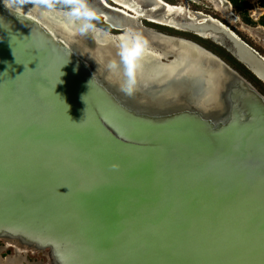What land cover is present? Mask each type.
I'll return each mask as SVG.
<instances>
[{
    "label": "water",
    "instance_id": "obj_1",
    "mask_svg": "<svg viewBox=\"0 0 264 264\" xmlns=\"http://www.w3.org/2000/svg\"><path fill=\"white\" fill-rule=\"evenodd\" d=\"M150 10L118 11L164 54L142 61L82 14L0 0V239L49 264H264V94L195 41L167 49Z\"/></svg>",
    "mask_w": 264,
    "mask_h": 264
},
{
    "label": "bare ground",
    "instance_id": "obj_2",
    "mask_svg": "<svg viewBox=\"0 0 264 264\" xmlns=\"http://www.w3.org/2000/svg\"><path fill=\"white\" fill-rule=\"evenodd\" d=\"M113 1H115L116 3L124 5L126 8L123 6H121V7L128 10L129 12L128 11L122 12L117 8L116 9L110 8L107 11H105L102 9H98L95 6L87 5L86 3L85 4L88 6V8L93 10L94 15L103 17L106 22L110 23L111 25H113L115 27H122L123 26V28H125V29L121 30V33L119 32V34H113V33H109V32H107V33L110 35H113L114 36L113 38H116L117 41L120 40L121 41L120 43H122V44L125 43L130 48L131 53H132V57L134 59L138 60L137 58H139L142 61H144L142 58L144 56H142V55L144 53H146L147 50L151 47L146 46L145 43H143V41L140 43H139V41L136 42L137 40L135 41L134 36H133V32H135V31L130 28V26L127 22L126 23L124 22L125 19L123 20V16L119 15L118 19H116V18L114 19L111 16V12L114 11L118 14V11H120L122 13H126V15L129 16L128 14L131 11L134 15H137V14L141 15V13H144V9H142L144 7L143 4L144 5L147 4V6L151 7V10H150L151 14H148V16H147L148 20L147 21H150L152 23L158 24L160 26L171 27L172 29L180 30V31L189 30L193 33L201 35L202 37L212 38L214 40L220 38L221 35H225V37L230 42L231 49L235 53V55L239 59H241L252 71H254L264 81V66L259 62L260 59H258V56L253 51H250L248 48H246V46H244L236 38V36L232 33L233 31L228 29L226 27V25H223L219 21H217L213 18H208L209 19L208 22H201V21L199 22V21H196L195 19L191 18L192 16L191 17L188 16V18H186L185 20L182 19L183 17L181 18V20H178L177 19L178 17L176 18V16H183V14H186L185 8L182 6H179V4L178 5L169 4L165 0H113ZM136 1L139 3H142V4H138V3H136ZM98 3H100V5H101V3L104 5L105 1L104 0H98ZM224 3H225V0H219L217 2V7H219V9H221L224 6ZM222 10L224 11V8ZM157 11H158V13L160 12L158 15H156ZM187 21H189V22H187ZM138 24H139V26H141L142 23L140 20L138 21ZM140 28H142V26ZM159 33H162V32H159ZM162 34H166V33H162ZM166 35H168V36L160 37V39H164V42H162L163 44L169 45L166 48L167 49L170 48L171 50L175 51V53L178 55H181V54L184 55L182 53V51L175 49L174 48L175 46L173 44H171L172 39H177L180 36H174V35H169V34H166ZM169 36H171V37H169ZM167 37H169V38H167ZM174 37H176V38H174ZM180 38L187 39L185 37H180ZM187 40H190V39H187ZM177 47L180 50H183V49H181V47H179V46H177ZM149 53H151L150 55H151V57H154V59H160V58L164 57V54L161 51L157 52L156 50H153L152 48H151V51H149ZM144 59L146 60V58H144ZM180 59H182V58H180ZM167 62H170V61H167Z\"/></svg>",
    "mask_w": 264,
    "mask_h": 264
},
{
    "label": "rangeland",
    "instance_id": "obj_3",
    "mask_svg": "<svg viewBox=\"0 0 264 264\" xmlns=\"http://www.w3.org/2000/svg\"><path fill=\"white\" fill-rule=\"evenodd\" d=\"M104 1H105L104 5H106L108 7L109 6V5H107L108 0H104ZM170 1L173 3L175 2L174 5L179 4V6L184 7L186 10V14H183V16H176V18L178 17L177 18L178 20H181L182 17H183L182 19L185 20L186 18H188V16H190V17L192 16L191 18L195 19L196 21L204 22L205 17L206 18L207 17L213 18V19L219 21L220 23H222L223 25H226V27H229V29L232 30L233 32H238L239 34H241V36L243 38H245L246 41L249 42L253 46V48L256 51H258L259 54H261L264 57V27L261 25H257V24L251 25V24L245 23L243 21L242 17L239 15V12H237L235 10V8L230 4V2L228 0H225L224 6L221 9H219V7H217V2L219 0H170ZM247 1L251 5L249 10H248L250 17L254 21H257L261 15H264V10L258 5V0H247ZM84 2H89V3H92L93 5L96 4L97 5V6H95L96 8L102 9L105 11L110 9V8H107L106 6H104L102 3L100 5V3H98V0H84ZM95 2H97V3H95ZM136 3L142 4V3H139L137 1H136ZM168 3L173 5V3H170V2H168ZM143 6H145V5L143 4ZM60 7L65 9V7H63L62 5ZM223 8H224V11L222 10ZM159 13L157 11L156 15H158ZM82 14L86 15L89 18L90 23L92 25H94L95 27H100V28L108 31V29H107L108 26L103 23V19L100 18L101 16L92 15L89 17L87 13L83 12ZM111 16L114 19L115 18L118 19V17H119L118 14L114 11L111 12ZM187 22H189V21H187ZM154 25H156V24H154ZM104 26L107 28H105ZM142 26H144V25H142ZM153 28L156 30L162 31V33H166L169 35L185 37V38L190 39L192 41H195L198 44L208 48L211 51H213V49L209 48L210 46L207 43L205 44L204 42L200 41L195 36V34L189 30L180 31V30L172 29L171 27H164V26H157V25L154 26ZM135 32H133V36H134L135 41L137 40L136 42H138L139 41L138 36H140V35H139V33H137V31H135ZM113 34H115V33H113ZM207 39H212V38H207ZM212 40H214V39H212ZM140 42H142V41H139V43ZM214 43L216 45L220 46L222 49L226 50V53H228L229 55L234 57L229 51H227V49H229L231 52H233L231 49V44L228 41V39L225 37V35H221V37L216 39ZM213 52L216 53L217 55H219L221 58H223L231 66H233L232 63L229 61V59L224 54L221 55L217 51H213ZM233 67L236 69L235 66H233ZM238 71H239V69H238ZM239 72L241 73L242 71H239ZM241 74L244 75L243 73H241ZM245 77L248 80H250L253 83V85L262 94H264V84L263 83L257 84L254 81H252L249 77H247V76H245Z\"/></svg>",
    "mask_w": 264,
    "mask_h": 264
},
{
    "label": "clouds",
    "instance_id": "obj_4",
    "mask_svg": "<svg viewBox=\"0 0 264 264\" xmlns=\"http://www.w3.org/2000/svg\"><path fill=\"white\" fill-rule=\"evenodd\" d=\"M2 2L12 14L19 16L23 15V5L28 2V0H2ZM61 5L66 8L64 16L69 23L75 18H78L74 17L73 9H75L77 14L87 12L89 17L94 15L93 10L88 8L82 0H36V6L43 8L45 14L55 11L57 7ZM90 28L91 25L89 23H82L79 25L78 30L80 33H85ZM120 88L126 94L131 95L134 90V80L129 76L128 79L120 85Z\"/></svg>",
    "mask_w": 264,
    "mask_h": 264
},
{
    "label": "flooded vegetation",
    "instance_id": "obj_5",
    "mask_svg": "<svg viewBox=\"0 0 264 264\" xmlns=\"http://www.w3.org/2000/svg\"><path fill=\"white\" fill-rule=\"evenodd\" d=\"M107 2H108L107 5H109L108 6L109 8H112V9L117 8L120 11H125V12L128 11V10L124 9L123 7H121V5L114 4L110 0H108ZM95 6H97V5L95 4ZM145 6L143 8L141 7L142 9H144V11L147 12L149 9H151V7L147 6V4H145ZM57 8L64 9V8H61L60 6ZM84 13H87V12H84ZM79 14H82V13H79ZM82 15H84V14H82ZM84 17L90 22L89 18L86 15H84ZM100 18H102L103 23L105 25H107L106 22H104L105 21L104 18L103 17H100ZM141 23L146 28H151L153 30H156L153 28L155 26L154 25L155 23H152V22L147 21V20H143V21H141ZM156 25H158V24H156ZM107 26H108V28L104 26L105 28L108 29V31L105 30L106 32L115 33V34H119V32L121 33V31L112 29L109 25H107ZM157 32H162V31L157 30ZM0 264H49V260H48V257L46 256V252H39V251L32 252L29 250L28 251L23 250L22 253H16L15 247H13L12 245H7L3 240H1L0 241Z\"/></svg>",
    "mask_w": 264,
    "mask_h": 264
},
{
    "label": "trees",
    "instance_id": "obj_6",
    "mask_svg": "<svg viewBox=\"0 0 264 264\" xmlns=\"http://www.w3.org/2000/svg\"><path fill=\"white\" fill-rule=\"evenodd\" d=\"M167 2L173 3L170 0H166ZM230 2V4L235 8V10L237 12H239V15L242 17L243 21L247 24H251V25H261L264 27V15H261L259 17V19L257 21H254L251 17L250 14L248 12L249 8H250V3L247 0H228ZM175 4V2L173 3ZM258 5L264 9V0H258ZM66 9V8H65ZM73 11H75V9H73ZM156 26V25H155ZM160 26V25H157ZM165 27V26H164ZM243 41H245L248 45H250L252 48L253 46L246 41L245 38H243L241 36V34H239L238 32H235ZM196 36V35H195ZM200 41L204 42L205 44L207 43L210 49H213V51H217L219 52L221 55L224 54L229 61L232 63L233 66L236 67V69L239 71H242L241 73H243L245 76L249 77L252 81H254L255 83H259L262 84V82L260 80H258L243 64H241L239 61H237L234 57H232L231 55H229L228 53H226V50L222 49L220 46L216 45L214 42H212V40L210 39H203L200 38L198 36H196ZM264 84V83H263Z\"/></svg>",
    "mask_w": 264,
    "mask_h": 264
}]
</instances>
